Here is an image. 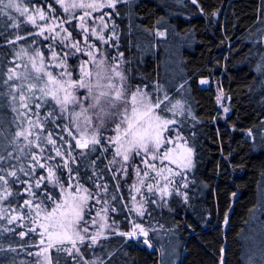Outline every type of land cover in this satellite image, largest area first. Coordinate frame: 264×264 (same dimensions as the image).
<instances>
[{
  "label": "trees",
  "instance_id": "trees-1",
  "mask_svg": "<svg viewBox=\"0 0 264 264\" xmlns=\"http://www.w3.org/2000/svg\"><path fill=\"white\" fill-rule=\"evenodd\" d=\"M23 3L50 9L66 21L73 40L82 42L77 15L56 0ZM107 11L114 36L105 51L110 62L122 65L126 93L145 89L154 103L163 101L158 111L175 119L173 127L194 149L187 186L168 205L145 194L139 215L131 176L123 178L112 162L115 144L101 136L95 150L77 147L72 113L61 112L50 96L46 103L40 100L37 78L18 62L23 50L39 43L48 54L47 40L16 8H5L0 11V176L12 195L0 199V264H264V0H119ZM66 50L70 69L79 76L86 54ZM10 69L16 70L12 80ZM218 87L229 100L226 116ZM22 94L31 111L22 107ZM25 130L31 133L27 140L16 137ZM49 134L55 145L45 143ZM57 148L63 156L55 155ZM36 155L38 163L53 168L58 183L47 179L46 168L29 171ZM10 171L18 179L7 176ZM41 176L45 179L40 188L32 187V197L24 189ZM74 180L91 192L83 225L108 208L120 233L129 232L133 223L147 228L153 249L113 233L96 244L79 242V252L71 243L55 245L45 260L34 206L24 201L51 208L62 197L59 183L69 186ZM3 190L0 183V195ZM15 215L21 219L9 223ZM70 248L71 253L61 250Z\"/></svg>",
  "mask_w": 264,
  "mask_h": 264
},
{
  "label": "rangeland",
  "instance_id": "rangeland-1",
  "mask_svg": "<svg viewBox=\"0 0 264 264\" xmlns=\"http://www.w3.org/2000/svg\"><path fill=\"white\" fill-rule=\"evenodd\" d=\"M5 1L8 2V0ZM23 1L24 0H13L14 3L19 5V12L25 15L29 23L34 26L36 35L39 36L40 39L47 40L45 45L49 47V50L48 54H45L42 49H40L42 47L41 43H39V47L33 45L32 49L27 48L23 50L18 64L22 65L27 72L31 73L36 78L42 77L41 79H37V83H39L41 88L45 87V81L47 80L46 73L48 72H51L52 76L61 83H64V81L68 79L67 73L69 72L71 73L70 79L72 81L84 78L81 68L79 76H76L71 71L68 56L65 55L67 54L66 48H73L71 45L75 43L79 49L86 54V58L82 60L81 65H84L85 70L91 73L90 77L84 79L85 82H90L93 85V94H96L99 91H108L109 89L107 88V85L109 82L116 85L117 88L121 87L122 83L124 95L126 97L132 94L126 93L125 75L122 65L119 61L110 62V59L105 51V47L110 41L109 37L112 39L114 36V28L111 25L109 13L107 11L109 8L107 5L110 3V0H63V3H60L63 8L65 5H71L72 3L104 5L103 7L96 8L69 7L68 12H71L73 15H77L76 19L83 33L82 42H76L73 40L72 36L65 39L67 34L70 33L67 28L66 21L56 17L54 12L52 13L51 11H48L50 9L46 10L38 6H29L24 4ZM36 9H41L44 12L46 17L44 20L39 18V14L36 12ZM85 13H88V15H85ZM29 16L35 17L36 22L32 23L29 20ZM81 17H83V19H81ZM82 24L83 27H81ZM50 26L54 29V31H48ZM41 28L45 29L42 35L40 34ZM101 36L103 39L99 38ZM89 52L92 53V56L88 55ZM53 53L57 54L55 59L53 58ZM101 59H103L104 63L98 68L97 64ZM93 60H95V63H93ZM61 64L66 67H61ZM33 65H35V67H33ZM36 69H40L41 71L37 72ZM115 71H119L124 77L122 82L120 77L115 76ZM98 72L100 73V77H102L99 79V88L96 87L98 82ZM109 77H111V81H109ZM201 81H206V83H202L203 85H208L210 82L209 79H202ZM47 87L52 90H56L59 85L49 84ZM114 90L115 89L112 91ZM68 91L77 98V103H69L66 108L74 117L75 126L79 135L77 140L82 138L81 134H83V139L90 140L94 131L98 134V138L104 136L107 139L111 138L112 140H115L118 135L116 125L120 123L119 118L105 117L104 126L99 127L96 109L89 107L92 100L90 98L85 99V97L89 95L88 90L85 88H70ZM140 91L147 93L148 97L151 99L149 93L145 89H140ZM221 94L222 98L218 101V104L223 116H226L229 113V100L226 97L223 88L218 87V97H220ZM58 95L62 97L64 92L60 91L58 92ZM102 106L105 107L107 111V105ZM82 109H87V111H85L83 115L77 116V114L81 113ZM225 109H227V111H225ZM154 115L159 116L162 120H172L175 123V119L161 115L158 108L154 109ZM88 118H90V123L87 122ZM174 123L169 124L163 131L162 137L166 142L162 143L158 150L153 151L150 146V154L148 155H145L142 151L140 155H136L135 152H131L128 161L125 162L122 156H117L115 160V166L118 170L117 172H120L123 178L131 176V187L134 193L133 202L135 203L134 205L136 208L138 206H142L141 199L145 194L147 197L150 196L156 203L168 205L171 196L175 194L182 195L183 191L181 187L187 186V183H185V177L187 171L193 168L194 149L187 143L181 134L177 133L176 128L173 127ZM122 129L123 125H121V144L126 147V140L122 135ZM170 130H173L174 133L170 134ZM123 150L124 149L122 148L121 151ZM165 153L167 154L168 159H163ZM153 155L157 157L155 160L152 159ZM145 160H147V163H145ZM149 165H152L153 167H149ZM145 172H147V175H145ZM59 185L62 191V197L57 203L67 201V203L71 205L73 203H78L79 198L82 196L88 197L83 205L82 220L77 225V231H80V234L85 237L84 241H91L90 237L92 236H97V241H99L112 235L113 233H120V230L117 229L111 222L110 211L108 208L99 211L89 225H83L86 209L91 200V192L78 180H74L69 186H65L60 183ZM149 185H151V191H149ZM83 189H87L88 191L84 192ZM137 189H139V191H137ZM143 208L144 207H142V210H144ZM51 209L52 207L48 208L40 205V218L37 219L38 226L41 223H48L43 219V217L47 214V212H50ZM34 214L36 217L35 207ZM136 224L138 223H133V226ZM140 226L148 232L147 228L142 225ZM85 228L87 229V232L82 231V229ZM39 229L43 233V229L40 227ZM50 230L54 233H58L60 231L58 227ZM98 233L100 235H97ZM43 236L45 243L42 249L48 248L47 253H50L51 247H48L49 241L47 234H43ZM73 238L76 239V237ZM129 239L135 241H145L149 240V237L148 235L147 237H144L138 232L136 238ZM65 243L69 242L65 241L63 244ZM78 243L79 240H77L76 244ZM55 245L61 244L53 242V246ZM151 249H153V246H151Z\"/></svg>",
  "mask_w": 264,
  "mask_h": 264
},
{
  "label": "snow or ice",
  "instance_id": "snow-or-ice-1",
  "mask_svg": "<svg viewBox=\"0 0 264 264\" xmlns=\"http://www.w3.org/2000/svg\"><path fill=\"white\" fill-rule=\"evenodd\" d=\"M57 3H63V0H56ZM118 0H110V3L107 5L108 7L115 8L116 3ZM195 2V0H193ZM104 5H97V4H84V3H72L71 5H65L64 10L68 11L69 7H79V8H96V7H103ZM50 7V6H49ZM5 8H16L18 11L20 10L19 5L14 3L13 0H8L7 3H5V0H0V11H3ZM26 11V10H25ZM36 12L39 14V18L41 20H44L45 14L41 9H36ZM85 15H88V13H85ZM83 19V17H81ZM29 20L32 23H35V17L29 16ZM107 26V25H105ZM83 27V24L81 25ZM45 31L44 28L40 29V34L42 35ZM48 31H54V29L50 26ZM66 31V29H65ZM95 34V33H93ZM71 36V33H68L65 39ZM100 39H103V37H99ZM19 39V37H18ZM111 39V37H109ZM71 47H73L76 51H80L77 44H72ZM53 58H56V53H53ZM67 55V54H65ZM89 56H92V53H88ZM93 63H95V60H93ZM104 61L101 59L97 67H101L103 65ZM61 67H66L65 65L61 64ZM35 67V65H33ZM81 72L83 73V77L87 78L91 76V73L85 70V66L81 65ZM15 69H10L8 73V80H12L14 78ZM37 72H40V69H36ZM114 71V70H113ZM47 80L45 81V87L40 88L39 91L41 92L40 100L43 102H47V97H51L53 101H55L56 104L60 106V111L64 112L68 106L69 103H77V98L73 96L68 89L70 88H85L88 90V96L85 97V99H91L92 103L89 107L96 109V116L97 120L99 122L98 126L103 127L104 126V120L105 117L109 118H115L118 117L120 123L116 125V131L118 133L115 140H112L111 138H108L109 143H114L116 145V156H122L123 160L126 162L130 158V153L135 152L136 155H140L141 151L148 155L150 154V146L153 151H156L160 148L162 143H165L166 141L162 137L163 131L167 128L169 124H173L174 121L172 120H162L159 116L154 115V109H157L160 107V104L163 103V101L157 100L155 103L151 101V99L148 97L147 93L141 92L140 89H137L136 92L132 93L130 96L126 97L124 95L123 86L121 83V87L117 88L116 85L109 82L107 85L108 91H99L96 94H93V85L90 82H85L84 78H81L77 81H72L70 79L71 73H67L68 79L64 81V83H61L59 80L55 79L52 76L51 72L46 73ZM115 76L120 77L121 82L124 80V77L119 71H115ZM98 82L96 87L99 88V79L100 73H97ZM42 77H37V79H41ZM109 81H111V77H109ZM201 83H206V81H201ZM49 84L59 85V87L56 90H52L47 87ZM29 90L33 88V85H28ZM115 89L114 91H112ZM63 91L64 95L61 97L58 95V92ZM34 98V94H33ZM222 94L220 97H217V100H221ZM15 99V97H13ZM165 100H167V96L164 97ZM20 101L22 103V107H24L27 111H31L29 108L28 103L25 102V96L22 94L20 96ZM102 105H107V111L105 107ZM179 104H177L176 107H178ZM36 107H40V104L37 103ZM27 111L25 112V115H27ZM87 111V109H82L81 113L77 114L83 115V113ZM227 111V109H225ZM52 113L49 112L48 116H51ZM88 123H90V118L87 120ZM121 125H123L122 129V135L126 140V147L121 144ZM36 126H40L37 122ZM28 135H31L30 132L27 130L20 131L16 133V137H24L27 140ZM69 135H71V131H69ZM81 139L76 141V146L81 149L89 148V146H92V149L95 150V145L100 144V139L98 138V134L94 131L93 135L91 136V139H83V134H81ZM37 140H39V136L36 137ZM32 141H28V144H31ZM45 143L55 145V141L52 139L51 134L47 137ZM36 148L40 149V152L43 153L44 149L41 148L40 143H36ZM124 149L121 151V149ZM21 153L23 154V149H20ZM190 151V150H189ZM56 156H63L64 154L57 148L55 150ZM157 157L155 155L152 156V159H156ZM4 157L0 156V160H3ZM19 159V157H17ZM33 161L32 169H30V172H34L36 167H39L41 169H47V179L49 181H54L58 183V180H54L55 178V172L51 166H48L46 163L41 164L38 163L41 159V156L36 155L31 157ZM54 157L48 156L46 160H52ZM163 159H168L167 154L165 153ZM115 162V161H112ZM145 163H147V160H145ZM149 167H153L152 165H149ZM0 171H4V169L0 168ZM19 171L24 173L25 175H29V172H24V168H19ZM71 171V169H69ZM7 176H11L14 178H17V172L16 171H10L6 173ZM145 175H147V172H145ZM45 178L41 176L39 179L34 180V183L28 184L27 181H21V183L28 184L27 187H25L24 191L26 193H29L32 197H35V193L31 191L32 187L35 186L36 188H40L41 182ZM0 183L4 186V190L2 195H0V199H7L8 196L12 195V192L7 188V180L5 176H0ZM46 187V186H45ZM149 191H151V185L148 186ZM84 192H87V189H83ZM139 191V189H137ZM19 195V193H17ZM45 199H52L50 194L45 193ZM75 199V198H74ZM88 197L82 196L79 198L78 203H73L69 205L67 201H64L63 203H54V207H52L50 212H47V214L43 217L45 221L48 223H41L39 227L43 229V234H47L48 237V247L53 246V242L63 244L65 241L71 243L72 248H75L77 252H79V249L76 248L77 240H79L80 243L84 242L85 237L80 234V231H77V225L82 220V211H83V205L86 202ZM43 203V201H41ZM24 205L31 208L35 207L36 209V218H40V203H37L33 205V200L28 199L24 201ZM135 211L139 215H143L142 206H138ZM21 219L20 215L11 216L9 218V223H11L14 220ZM36 221L33 220V223ZM59 228L60 231L58 233H54L50 229L53 228ZM32 231H36V229H32ZM83 232H87V229H82ZM140 233V235L147 237L148 232L141 227L139 224H136L132 227L131 231L129 232H121L119 233L122 236H126L129 238H136L137 233ZM21 236L25 235V233H20ZM97 235H100L99 233ZM73 237H76L74 239ZM91 243L96 244L97 243V236L90 237ZM41 244H44V240L41 239ZM144 243H148L147 240L144 241ZM66 250L69 253H71L72 249H61ZM45 255L44 259L47 260V251L48 248H43L41 250ZM37 255H40V253H37Z\"/></svg>",
  "mask_w": 264,
  "mask_h": 264
},
{
  "label": "water",
  "instance_id": "water-1",
  "mask_svg": "<svg viewBox=\"0 0 264 264\" xmlns=\"http://www.w3.org/2000/svg\"><path fill=\"white\" fill-rule=\"evenodd\" d=\"M148 243H146V246H151L150 240H147Z\"/></svg>",
  "mask_w": 264,
  "mask_h": 264
}]
</instances>
